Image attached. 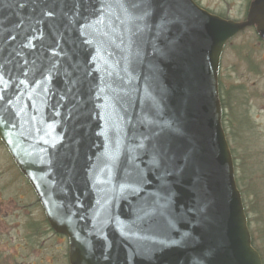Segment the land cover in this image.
Returning a JSON list of instances; mask_svg holds the SVG:
<instances>
[{"label":"water","instance_id":"obj_1","mask_svg":"<svg viewBox=\"0 0 264 264\" xmlns=\"http://www.w3.org/2000/svg\"><path fill=\"white\" fill-rule=\"evenodd\" d=\"M249 27L264 0H0V142L68 264H262L218 82Z\"/></svg>","mask_w":264,"mask_h":264},{"label":"rangeland","instance_id":"obj_2","mask_svg":"<svg viewBox=\"0 0 264 264\" xmlns=\"http://www.w3.org/2000/svg\"><path fill=\"white\" fill-rule=\"evenodd\" d=\"M193 1L216 14H229L231 17L242 12L247 4V0ZM219 79L226 103L230 104V108L223 111V128L225 134H229V147L237 152L238 158L246 156L243 152H247L251 156L250 163L258 161L260 166L264 165V44L257 42L253 32L249 30L227 42L221 56ZM244 117L248 124L244 125L246 129L243 133H238L235 130L236 121ZM10 164L0 148V199L16 201L24 198L31 201V197H24L23 192L27 187L22 179L12 173ZM19 203L22 204V201ZM5 212L8 211L2 207L0 215ZM33 212L35 218L40 220V210L35 207ZM19 221L10 216L0 222V262L63 264L66 245L64 247L62 237L44 229L39 235L33 234L30 224L34 223ZM39 223L42 222H35L34 225L38 226Z\"/></svg>","mask_w":264,"mask_h":264},{"label":"trees","instance_id":"obj_3","mask_svg":"<svg viewBox=\"0 0 264 264\" xmlns=\"http://www.w3.org/2000/svg\"><path fill=\"white\" fill-rule=\"evenodd\" d=\"M219 92L221 105L223 111H225L226 109L230 108V104L226 103L224 93L222 92L220 79ZM236 123L237 125L235 126V130L238 133H243L246 129V126L244 125L248 124V120L246 117H244V119H238ZM231 126L232 125H229V127ZM226 137L229 140V134H226ZM230 150L234 162L235 180L237 188L241 194L242 202L248 220L252 246L259 253L262 260V264H264V165L262 164V166H260L258 164V161L254 162V164L250 163V155L247 152H243V154H246V156L243 155V157L238 158L237 152H235V150L231 148ZM34 224H30L32 230H34L33 234L35 233L39 235L40 231L48 230L46 222L39 223L38 226ZM64 247L62 246V248ZM62 262L63 264H68L66 258V248L62 256ZM0 264L3 263L0 262Z\"/></svg>","mask_w":264,"mask_h":264},{"label":"flooded vegetation","instance_id":"obj_4","mask_svg":"<svg viewBox=\"0 0 264 264\" xmlns=\"http://www.w3.org/2000/svg\"><path fill=\"white\" fill-rule=\"evenodd\" d=\"M254 0H247V4L245 6V8L243 9L242 12H239L236 16L231 17L229 14L223 15V14H216L213 11L203 8L200 5H197L199 7H201L202 9H204L205 11H207L210 14H213L215 16H218L222 19L225 20H232V21H244L246 19L247 16V12L250 6V3L253 2ZM251 31L253 32V34H255L256 38H257V42H262L264 44V40L259 38V36L256 34L254 27H249L247 29H245L244 31H242L241 33L237 34L233 39H235L237 36L242 35L244 32L247 31ZM233 39H231L230 41H232ZM228 41V42H230ZM0 148L4 151V154L6 156V158H8V160L10 161V165L11 168L10 170L12 171V173L16 174V178H20L22 179L25 183L24 185L27 187V189L25 190L24 193V197L27 199V197H31V201L30 200H25L24 198L22 199H16L12 200L11 198L9 199H0V213L2 211V207H4L8 212H5V214L0 215V222H3L4 220H6L8 217L12 216L14 217L15 221H19V218L21 219L19 222H25V223H35V222H46L43 210L32 190V188L30 187V185L28 184V182L26 181V179L20 174L19 170L17 169V167L15 166L14 162L12 161L11 157L9 156L7 150L5 149V147L3 146V144L0 142ZM5 158V157H4ZM14 171V172H13ZM19 201H22V204L19 203ZM35 207H37L40 212L41 215H38L41 217V219H36L35 216L33 215V209H35ZM47 224V222H46ZM48 227V225H47ZM48 230L51 234H53L54 236H58V237H62V243H64V245H66V250H67V239L61 235H57L55 233H53L49 227ZM67 254V253H66ZM67 258V255H66Z\"/></svg>","mask_w":264,"mask_h":264}]
</instances>
